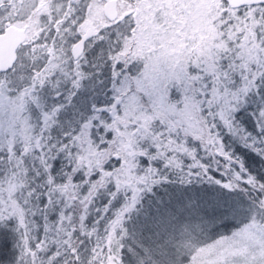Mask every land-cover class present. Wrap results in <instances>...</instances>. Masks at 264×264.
Listing matches in <instances>:
<instances>
[{"label":"snow or ice","instance_id":"6c2138e0","mask_svg":"<svg viewBox=\"0 0 264 264\" xmlns=\"http://www.w3.org/2000/svg\"><path fill=\"white\" fill-rule=\"evenodd\" d=\"M0 264H264V0H0Z\"/></svg>","mask_w":264,"mask_h":264}]
</instances>
